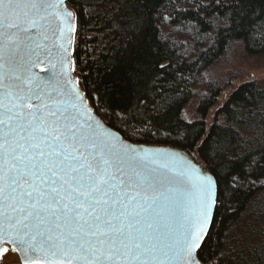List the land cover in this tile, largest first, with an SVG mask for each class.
Instances as JSON below:
<instances>
[{"label": "snow or ice", "instance_id": "obj_1", "mask_svg": "<svg viewBox=\"0 0 264 264\" xmlns=\"http://www.w3.org/2000/svg\"><path fill=\"white\" fill-rule=\"evenodd\" d=\"M57 8L56 0H0V238L17 247L23 264H178L182 193L169 190L166 173L151 165L154 157L108 139L92 119L91 100L106 97L110 113L119 112L130 82H118L105 66L96 69L94 97L77 86L81 75L74 82L67 70L72 21L54 22ZM82 14L84 7L76 12L72 72ZM142 43L125 53L129 62L141 56ZM125 123L135 127L138 118ZM144 124L151 126V118ZM228 163L215 174L230 176L242 160ZM215 183L217 197L224 195ZM249 256L264 264V240Z\"/></svg>", "mask_w": 264, "mask_h": 264}, {"label": "trees", "instance_id": "obj_2", "mask_svg": "<svg viewBox=\"0 0 264 264\" xmlns=\"http://www.w3.org/2000/svg\"><path fill=\"white\" fill-rule=\"evenodd\" d=\"M67 6L75 18L72 49L76 12L84 7L75 52L79 65L73 72L81 75L82 90L96 95V69L105 66L118 82H130L119 112L110 113L106 97L91 100L99 118L126 141L185 152L219 183L224 195L217 197L211 230L199 253L201 264H217L220 256L224 259L219 264H258L249 248L264 240V160L250 165L264 156V85H239L208 126V111L216 104L219 88L209 86L208 96L198 104V119L187 121L183 109L197 79L235 42L247 56L264 57L262 0H68ZM133 18L136 23L130 27ZM141 41V56L129 62L125 53L134 52ZM89 71L92 75L85 81ZM131 117L138 118L135 127L125 123ZM148 118L151 126L144 124ZM229 158L242 164L230 176L216 175L231 167ZM244 217L246 231L236 234Z\"/></svg>", "mask_w": 264, "mask_h": 264}, {"label": "water", "instance_id": "obj_3", "mask_svg": "<svg viewBox=\"0 0 264 264\" xmlns=\"http://www.w3.org/2000/svg\"><path fill=\"white\" fill-rule=\"evenodd\" d=\"M57 9H53L56 19L63 25L66 18H70L72 35L68 40V66L67 70L71 73L75 82L76 77L72 72V44L73 33L75 27V18L73 12L68 8L65 0H56ZM67 27L66 25L64 26ZM36 71L40 72L37 66ZM77 86L82 90L77 82ZM83 95V91L81 92ZM89 103L87 100L86 104ZM94 124L101 134L105 135L112 141H118L120 144H130L136 146L140 150L137 155H148L154 157L151 159V165L154 168L162 169L166 173L168 181L167 187L174 193L179 191L182 193L181 216L178 225L179 247L177 254L173 259L178 264H197L196 249L200 246L201 241L205 239V234L209 233V224L213 220V206L217 203L216 181L210 172L203 167L196 159L192 158L185 152L165 146H145L126 141L122 136L105 124L99 116L94 112L92 117ZM105 125L107 127H105ZM176 153L180 159H172L169 157H160L159 153ZM6 248L12 249L17 258L18 264H23V257L20 255L17 247L7 239L0 238V257ZM198 264H201L199 261Z\"/></svg>", "mask_w": 264, "mask_h": 264}, {"label": "rangeland", "instance_id": "obj_4", "mask_svg": "<svg viewBox=\"0 0 264 264\" xmlns=\"http://www.w3.org/2000/svg\"><path fill=\"white\" fill-rule=\"evenodd\" d=\"M255 82L264 85V57L247 56L240 43L235 42L227 51L197 79V84L192 89V96L183 109V116L187 121L199 118L198 104L209 94V86L220 89L216 104L208 111L207 126L213 121L215 112L228 96L242 83ZM195 159V158H194ZM247 219L240 220L235 228L236 234L246 231ZM0 264H18L15 252L6 248L0 257Z\"/></svg>", "mask_w": 264, "mask_h": 264}]
</instances>
